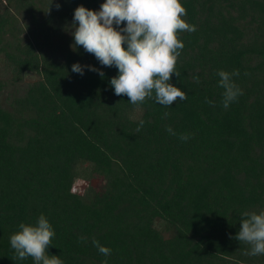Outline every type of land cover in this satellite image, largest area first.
<instances>
[{
    "label": "trees",
    "instance_id": "16d2710c",
    "mask_svg": "<svg viewBox=\"0 0 264 264\" xmlns=\"http://www.w3.org/2000/svg\"><path fill=\"white\" fill-rule=\"evenodd\" d=\"M104 2L0 0V264H34L10 237L40 215L63 264H264L234 239L264 211V0H181L197 30L178 33L171 107L116 96L118 69L74 46L75 9ZM220 70L240 72L227 109Z\"/></svg>",
    "mask_w": 264,
    "mask_h": 264
},
{
    "label": "clouds",
    "instance_id": "9594fccd",
    "mask_svg": "<svg viewBox=\"0 0 264 264\" xmlns=\"http://www.w3.org/2000/svg\"><path fill=\"white\" fill-rule=\"evenodd\" d=\"M56 7L59 10L60 5ZM186 15L181 0H106L99 11L77 7L71 34L75 47L94 55L102 66L118 69V75L110 81L116 96H127L134 106L154 99L161 106L171 107L188 99L185 92L171 83L173 74L181 75L176 65L185 47L178 33L197 30L182 19ZM125 23L126 26L121 27ZM85 68L104 76L99 69L79 63L72 66V71L83 75ZM239 75V70L217 72L218 86L224 90L221 103L225 109L243 95V90L233 80ZM196 82L199 83L198 78ZM206 103L215 106L211 100ZM168 115L164 113L165 117ZM143 124L141 121L137 131ZM165 130L176 135L171 126ZM189 138L186 134L179 136L184 142ZM241 217L240 230L234 239L249 246L245 255H264V211L259 214L244 211ZM19 229L10 237L14 259L31 257L34 264H63L60 257L48 253L56 233L44 215L39 216L34 226L21 223ZM79 240L84 242L87 237L81 236ZM92 244L105 257L111 255V249L98 240L93 239Z\"/></svg>",
    "mask_w": 264,
    "mask_h": 264
},
{
    "label": "rangeland",
    "instance_id": "374dc122",
    "mask_svg": "<svg viewBox=\"0 0 264 264\" xmlns=\"http://www.w3.org/2000/svg\"><path fill=\"white\" fill-rule=\"evenodd\" d=\"M27 81H28V79H27ZM83 185H84V183H83L82 181H78V182L76 183L75 190H76L77 192L81 193V192H82V189H83Z\"/></svg>",
    "mask_w": 264,
    "mask_h": 264
}]
</instances>
